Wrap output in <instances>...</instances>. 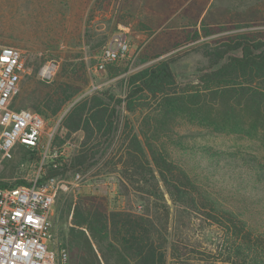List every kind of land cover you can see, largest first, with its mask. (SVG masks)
<instances>
[{
	"label": "trees",
	"instance_id": "1",
	"mask_svg": "<svg viewBox=\"0 0 264 264\" xmlns=\"http://www.w3.org/2000/svg\"><path fill=\"white\" fill-rule=\"evenodd\" d=\"M202 29L194 31L191 41L200 38ZM205 56L210 63L199 77L203 88L185 100L168 93L175 79L170 63L161 61L128 77L124 100L85 96L63 118L62 128L68 134L82 131L84 139L68 162L58 153L50 158L47 174L85 173L102 160L104 168L117 169L124 192L132 190L144 204L140 214L109 212L103 196H61L56 234L72 264H165L168 243L172 258H185L192 248L182 242L194 239L196 220L198 227L215 231L214 239L232 251L227 259L264 264V163L241 151L182 144L167 150L143 143L132 128L120 130L122 102L133 112L144 96L151 95L162 97L167 114L189 112L218 131H264V39L236 35ZM72 96L70 87L58 82L37 90L29 106L55 116ZM113 144L111 156L102 159ZM218 168L230 171L243 189L258 192V210L226 204L224 195L212 189Z\"/></svg>",
	"mask_w": 264,
	"mask_h": 264
},
{
	"label": "rangeland",
	"instance_id": "2",
	"mask_svg": "<svg viewBox=\"0 0 264 264\" xmlns=\"http://www.w3.org/2000/svg\"><path fill=\"white\" fill-rule=\"evenodd\" d=\"M204 1L0 0V46L21 50L26 68L12 106L37 113L29 106L37 90L52 87L58 82L70 87L73 96L63 104L57 115L37 113L44 118L46 130H49L56 125L61 112L85 97L82 94L89 93L90 85L97 86V89L86 96L124 100L128 91V77L161 61L170 63L175 79L168 93L175 92L176 96L187 99L203 88L199 77L210 63L205 56L206 51L222 46L236 35L264 39V0H214L206 16L197 22L199 4ZM121 28L127 31L130 56L108 65L104 72L97 75L91 73L88 67L95 64L97 53ZM200 29L207 35L201 30L200 38L191 41L194 31ZM46 65L55 68L48 82L40 77ZM162 103L161 96L146 95L135 111L127 112L122 102L119 109L120 130L132 128L143 143L147 140L167 150L182 144L190 148L241 151L254 155L264 163V131H218L206 120L190 117L189 112L176 110L167 114ZM83 139L82 131L68 134L62 128L61 121L57 125L52 151L61 153L68 162ZM115 145L108 149L102 159L111 156ZM18 157L16 153L14 163L18 162ZM103 162L101 160L88 172H78L81 175L78 182L73 181V171L61 176L67 181L68 188L59 194L53 208L54 247L62 248L56 234V220L58 223L60 217L57 204L61 196L93 194L106 198L109 212H142L144 204L138 195L132 190L124 192L117 169H112L110 165L104 168ZM231 176L230 171L218 168L212 189L224 195L226 204H246L250 209L258 210L254 204L258 192L251 191L247 186L243 189L245 185H239V181ZM167 203L171 205L169 200ZM198 223L196 220L192 229L194 239L182 242L192 248L187 251V256L172 258L168 243L165 247V264H240L227 259V254L232 251L225 247L223 241L214 239L217 236L215 231L205 226L198 227ZM172 225L174 227L173 220ZM67 255L68 264H72L74 260L68 252Z\"/></svg>",
	"mask_w": 264,
	"mask_h": 264
},
{
	"label": "built area",
	"instance_id": "3",
	"mask_svg": "<svg viewBox=\"0 0 264 264\" xmlns=\"http://www.w3.org/2000/svg\"><path fill=\"white\" fill-rule=\"evenodd\" d=\"M125 29L101 47L95 64L88 67L91 73L104 72L108 65L130 56ZM47 67L51 71L45 72ZM25 71L22 51L0 46V264H68L66 250L53 245L51 218L56 199L68 183L61 175L49 176L46 169L49 159L57 157L58 152L52 151L57 125L71 106L49 130L39 114L15 109L12 103ZM54 73L53 66H44L41 80L50 81ZM96 89L90 85L89 93L82 96ZM16 153L19 157L14 163ZM80 180L81 175L74 173L73 181Z\"/></svg>",
	"mask_w": 264,
	"mask_h": 264
},
{
	"label": "crops",
	"instance_id": "4",
	"mask_svg": "<svg viewBox=\"0 0 264 264\" xmlns=\"http://www.w3.org/2000/svg\"><path fill=\"white\" fill-rule=\"evenodd\" d=\"M184 1L193 2L195 0H184ZM197 1H201V0H197ZM213 2H214V0H205L204 3L199 4L200 14H198V16H197V19H198L197 22H200L201 19H203L206 16V14L208 13V10L211 8Z\"/></svg>",
	"mask_w": 264,
	"mask_h": 264
},
{
	"label": "bare ground",
	"instance_id": "5",
	"mask_svg": "<svg viewBox=\"0 0 264 264\" xmlns=\"http://www.w3.org/2000/svg\"><path fill=\"white\" fill-rule=\"evenodd\" d=\"M45 72L51 71V67H47L44 69Z\"/></svg>",
	"mask_w": 264,
	"mask_h": 264
}]
</instances>
